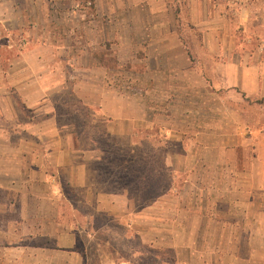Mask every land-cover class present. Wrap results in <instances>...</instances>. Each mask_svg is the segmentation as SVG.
I'll use <instances>...</instances> for the list:
<instances>
[{
    "label": "crops",
    "instance_id": "crops-1",
    "mask_svg": "<svg viewBox=\"0 0 264 264\" xmlns=\"http://www.w3.org/2000/svg\"><path fill=\"white\" fill-rule=\"evenodd\" d=\"M173 9L170 0H0V264H84L77 219L90 215L76 214V202L123 218L124 195L96 192L89 176L96 149L76 148L59 124L56 96L65 93L108 121L107 135H138L166 109L164 138L181 148L166 162L194 193L181 199V213H168L187 221L171 227L180 230L166 244L171 264H264V125L252 126L241 108L252 109L243 95L264 99V48L238 52L234 39L207 35L193 68ZM106 13L122 29L111 44ZM13 28H26L15 53ZM107 45L129 62L131 81L112 78ZM64 183L84 198L69 200ZM192 219L230 238L209 243ZM105 245L96 244L97 264H141L103 260Z\"/></svg>",
    "mask_w": 264,
    "mask_h": 264
},
{
    "label": "rangeland",
    "instance_id": "rangeland-1",
    "mask_svg": "<svg viewBox=\"0 0 264 264\" xmlns=\"http://www.w3.org/2000/svg\"><path fill=\"white\" fill-rule=\"evenodd\" d=\"M170 1L173 8H178V17L175 20L176 33L180 34L185 42L184 46L189 52L193 68L196 62H202L199 55L206 50L203 39L207 35L234 39L235 49L238 52H254L261 47L264 48V0H240L239 8L238 5H232L230 0L227 4L224 0H199L197 5L195 0ZM235 7L238 10H235ZM102 19H107L106 33L110 39L108 44H111L116 41L118 33L122 30L115 21L119 17L116 13L110 17L109 13H106ZM25 32L26 28L12 29L13 53L18 48L17 40L22 35H26ZM62 32L63 29L56 26V35ZM3 53L4 51H1L0 55ZM102 55L106 59L105 63L117 71L114 72L115 74L118 73L112 78L132 80L133 76L127 70L131 65L123 59L118 60V55L112 46L107 45ZM124 90L131 96L130 89ZM243 99L252 102L250 103L252 109L248 104L241 106L243 112L251 111L253 117L251 125L258 127L260 121H263L264 125V109L259 105L260 103L258 104L255 98L243 96ZM230 100L233 102L231 98ZM56 112L59 124L65 128L64 131L72 133L69 138L76 148L96 149L93 153L96 159L90 160L91 171L89 170L96 192L124 195L120 202L124 211L123 218L102 215L100 212H95L92 205L86 206L76 202V214L87 212L90 215V219L81 215L77 219L83 227L80 244L86 253L84 264H97L96 244L105 245L106 241L109 245L99 248L101 249L99 254L108 262L116 258H129L139 260L141 264L154 262L171 264L174 252L166 247V244L170 243L174 232H180V230L174 231V228L187 221H182L179 215L174 221L168 213L172 210L181 213V199L194 193L182 190L183 174L172 172L167 165L168 152L179 153L181 148L178 142H170L164 138L166 133L161 127H163L162 122L167 118L166 109H157L158 124L140 128L138 135H107L105 131L108 121L99 116H89V110L80 106L68 93L56 96ZM150 112L152 114V110L147 109L145 117H152H149ZM248 151L250 154V145ZM125 182L127 184H123ZM64 185V193L69 200L75 202L84 198L81 192H74L66 186V183ZM153 191L159 194L153 196ZM223 208L226 209L225 206ZM196 210L199 209L190 211L198 212ZM69 214L71 215L70 212ZM189 223L190 227H204V231L209 233L204 236L209 243H214L220 238L223 240L230 238L228 235L219 237L216 234L218 225L213 221L192 219ZM172 225L174 228H171ZM180 238L177 237L178 240ZM241 240L244 241L243 236ZM149 242L153 246H149Z\"/></svg>",
    "mask_w": 264,
    "mask_h": 264
},
{
    "label": "trees",
    "instance_id": "trees-1",
    "mask_svg": "<svg viewBox=\"0 0 264 264\" xmlns=\"http://www.w3.org/2000/svg\"><path fill=\"white\" fill-rule=\"evenodd\" d=\"M224 1H225L226 4H227L228 0H224ZM230 1H231V4H232V5H234V6L238 5V8H239L240 0H230ZM228 4H229V3H228ZM238 8L235 7V10H238ZM173 13H174V18H175V20H176L177 17H178V13H179L178 8H174V9H173ZM226 17H228V16L226 15ZM178 36L181 38L183 44H185V42L183 41L181 35L178 34ZM186 51L188 52L187 49H186ZM188 54H189V52H188ZM243 96H244V95H243ZM256 102H258V103H264V99H262V100H259V99H258V100H256ZM127 174H128V173H127ZM123 184H127V183L125 182V183H123ZM124 186H127V185H124ZM150 187H151V186H150ZM124 188L127 189V187H124ZM153 192H154V195H153V196H157V195L159 194V193L156 192V191H153ZM150 194H152V193L150 192Z\"/></svg>",
    "mask_w": 264,
    "mask_h": 264
}]
</instances>
